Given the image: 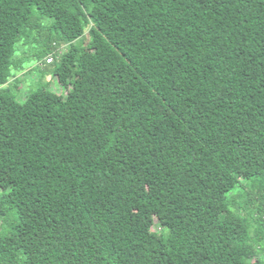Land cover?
Returning <instances> with one entry per match:
<instances>
[{
	"label": "trees",
	"instance_id": "trees-1",
	"mask_svg": "<svg viewBox=\"0 0 264 264\" xmlns=\"http://www.w3.org/2000/svg\"><path fill=\"white\" fill-rule=\"evenodd\" d=\"M0 188V264H264V0H0Z\"/></svg>",
	"mask_w": 264,
	"mask_h": 264
},
{
	"label": "rangeland",
	"instance_id": "rangeland-1",
	"mask_svg": "<svg viewBox=\"0 0 264 264\" xmlns=\"http://www.w3.org/2000/svg\"><path fill=\"white\" fill-rule=\"evenodd\" d=\"M48 39V33H43L38 42L33 44L29 43L26 45H17L16 59L21 63H26V69L21 72L18 71L16 75L11 78L10 83L8 84V89L11 94H15L18 101L23 102L26 100L27 96L41 88L46 87L53 89L54 91L62 90V86L59 84L56 77L52 75V66L47 65L45 62L48 56L45 59L41 58L39 54L40 49L43 47L42 44ZM88 43V37L86 44ZM41 48L39 49V47ZM65 47L59 48V50H64ZM45 50V48H44ZM61 52V51H60ZM33 60V61H32ZM29 63H33L32 65ZM31 65V66H30ZM0 188V192H1ZM149 225H155L154 221L150 222ZM154 229V227H153Z\"/></svg>",
	"mask_w": 264,
	"mask_h": 264
},
{
	"label": "built area",
	"instance_id": "built-area-1",
	"mask_svg": "<svg viewBox=\"0 0 264 264\" xmlns=\"http://www.w3.org/2000/svg\"><path fill=\"white\" fill-rule=\"evenodd\" d=\"M46 61L48 64L52 63L54 61L53 56H49Z\"/></svg>",
	"mask_w": 264,
	"mask_h": 264
}]
</instances>
